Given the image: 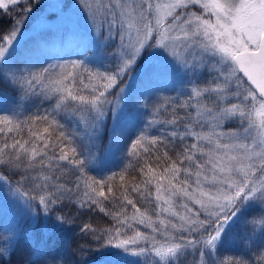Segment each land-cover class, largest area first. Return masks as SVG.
<instances>
[{
	"label": "snow or ice",
	"instance_id": "6c2138e0",
	"mask_svg": "<svg viewBox=\"0 0 264 264\" xmlns=\"http://www.w3.org/2000/svg\"><path fill=\"white\" fill-rule=\"evenodd\" d=\"M43 7L0 0V264H264V0Z\"/></svg>",
	"mask_w": 264,
	"mask_h": 264
},
{
	"label": "trees",
	"instance_id": "16d2710c",
	"mask_svg": "<svg viewBox=\"0 0 264 264\" xmlns=\"http://www.w3.org/2000/svg\"><path fill=\"white\" fill-rule=\"evenodd\" d=\"M19 15L18 11H12L11 9H9V11L7 13H5L3 10H0V35L6 34L8 28L10 27L12 20L14 17H17ZM7 93L8 94V100H10L12 98V96L14 95V93L11 92L10 89H0V96H4V94ZM163 96H175L176 95V91H173L171 89H169L168 91H165L163 93H161ZM163 96H160L159 99ZM162 102V100H158V103ZM110 121L108 122V125L106 126L105 129V137H107V129L109 128L110 125ZM105 140V139H104ZM105 146V145H102ZM94 175H96V173H93ZM14 179V178H13ZM129 179H131V176H129ZM0 210H3L5 213H10L9 211H7V209L4 208V206L0 203ZM85 220H87L88 218L85 217ZM94 225L96 223L95 220L91 221ZM23 226H27L26 222L24 223ZM90 259H92L95 262L96 257H90Z\"/></svg>",
	"mask_w": 264,
	"mask_h": 264
},
{
	"label": "rangeland",
	"instance_id": "374dc122",
	"mask_svg": "<svg viewBox=\"0 0 264 264\" xmlns=\"http://www.w3.org/2000/svg\"><path fill=\"white\" fill-rule=\"evenodd\" d=\"M58 2H60V3H65V4H68V5H72L73 4V2H74V0H40V6H41V8H40V11L39 12H34V14L35 15H45V16H50L51 14H52V9H49V8H44L43 6H45V5H51V4H55V3H58ZM34 23H35V21L33 20V19H29L28 20V22L24 25V29L25 30H28V29H30L33 25H34ZM3 35H5V34H3ZM0 36H2V35H0ZM109 51H111V49H109ZM72 58H74V57H72ZM185 86H190V85H181L180 87H185ZM163 93V92H162ZM177 94V93H176ZM160 96H163L161 93L159 94V96L157 97V98H155L154 100H153V102L154 103H158V100H160L159 99V97ZM1 97V96H0ZM11 100V99H10ZM9 100V101H10ZM148 118H150V117H148V116H144V115H142V117H141V119H143V120H146V119H148ZM110 121V120H109ZM111 122V121H110ZM227 127H235V125L234 124H230V125H226ZM111 127V123H110V125H109V128ZM105 139V140H104ZM106 144H107V137H103V140H102V145H105L106 146ZM101 145V152H100V154L101 155H103V149H104V147L105 146H102ZM0 203L4 206V208L5 209H7V211H9L10 213L13 211V209H12V206L11 205H9L8 203H7V201H5V200H3V198L2 197H0Z\"/></svg>",
	"mask_w": 264,
	"mask_h": 264
}]
</instances>
